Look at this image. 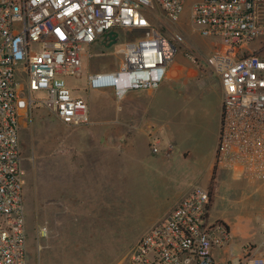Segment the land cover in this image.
<instances>
[{
    "label": "built area",
    "instance_id": "built-area-1",
    "mask_svg": "<svg viewBox=\"0 0 264 264\" xmlns=\"http://www.w3.org/2000/svg\"><path fill=\"white\" fill-rule=\"evenodd\" d=\"M186 6L190 24L214 41L207 63L221 89L215 168L264 182V0H0V264H27L20 120L39 102L65 125L90 124L88 103L71 95L64 77L81 74L84 46L119 40L120 31L137 35L107 46H116L115 68L88 72L87 89H110L117 101L158 89L177 48H189L151 16L160 10L177 22ZM37 91L43 99L31 98ZM209 207V190L192 186L145 229L122 264H264V253L216 260L231 234L210 221ZM45 234L43 226L39 236Z\"/></svg>",
    "mask_w": 264,
    "mask_h": 264
},
{
    "label": "rangeland",
    "instance_id": "rangeland-1",
    "mask_svg": "<svg viewBox=\"0 0 264 264\" xmlns=\"http://www.w3.org/2000/svg\"><path fill=\"white\" fill-rule=\"evenodd\" d=\"M151 19L162 32L168 28L181 34L189 48L179 46L172 59V63H185L189 70L165 79L157 102L146 109L140 107L142 98H148L138 91L127 93L120 103L111 92L96 101L102 97L100 91L86 90V74L98 69V63H117L112 55L116 46L107 47L117 40L115 36L99 40L91 46L92 51L84 46L81 74L64 77L71 95L88 103L92 122L114 116L113 126L108 128L114 152L107 180L94 178L97 183L91 185L76 180L83 164L87 174L97 176L100 172L89 169L95 166L90 157L97 155L93 138L79 132L92 125L74 130L39 102L34 103L19 137L25 170L27 264H122L140 235L157 219L161 206L196 185L209 190L210 221L223 224L231 234L230 256L264 253V182L216 170L213 161L221 94L218 78L207 63L214 41L201 37L190 24L188 6L177 22L160 10ZM136 35L120 31L118 37L121 43ZM101 53L108 56L103 58ZM16 80L23 83L20 74ZM30 95L34 100L44 98L42 91ZM123 117L133 118L127 127L122 124ZM148 118L155 121L157 129L147 137L141 126ZM126 131L135 136L134 150L123 147L128 141ZM157 139L158 151L153 153L151 146ZM66 178L69 184H65ZM43 226L46 234L39 236Z\"/></svg>",
    "mask_w": 264,
    "mask_h": 264
},
{
    "label": "crops",
    "instance_id": "crops-1",
    "mask_svg": "<svg viewBox=\"0 0 264 264\" xmlns=\"http://www.w3.org/2000/svg\"><path fill=\"white\" fill-rule=\"evenodd\" d=\"M92 46V45H91ZM89 46L90 51L93 50V47ZM103 58L108 56L107 53H101ZM175 56V54H174ZM186 62V61H184ZM116 64H111V63H107V62H103V63H98V69L96 70H112L115 68ZM187 70H189V68H187V66L185 65V63H177V62H173L169 69H168V73H167V77L166 79L169 78H175L179 75H181L182 73L186 72ZM193 73L197 74V72H195V70H192ZM160 89V86L158 87V89L154 90V91H138V93L140 95H145V97H147L148 99H145L144 97L142 98V103L141 105H139V102L136 101V103L143 108H147L148 106H150V104L157 102V93ZM87 91H93L90 89H87ZM101 93V99L96 100V101H101L104 94H108L109 92H111L113 94V92L110 89H100L99 90ZM138 95V96H140ZM114 96V95H113ZM125 97V96H124ZM115 98V97H114ZM141 98V97H138ZM116 100V99H115ZM122 101V99L120 101H117V103H120ZM220 102H221V94H220ZM89 107V105H88ZM219 112H220V108H219ZM89 116H90V111H89ZM113 118L114 116H110V118H106L103 120H99V122H92L91 117H90V121L91 123L88 125H80V126H89L92 125V128H89L90 130H85V131H79L82 135V137H84L83 135H89L91 136L93 139V141L95 142V146L93 145V153H96L97 155H95V157L93 156L90 157L91 162L94 161V167L90 166L89 169H91L90 171H92L94 168H96L97 171L100 170V172H98L97 176H94L91 172L90 173H85L84 171V164L82 166V174L79 178H76L77 181H79L78 183L80 185H91V184H95L97 183L96 180H93L94 178H105L107 180L108 175H107V168H108V163H110L111 161H113V152H114V143H113V134L110 131V129H108L110 126V124H112L111 126H113ZM122 124L127 127L128 126V122H131L133 120V118H122ZM26 120L27 119H22L20 120V129H19V137H20V132L22 130V128L26 125ZM102 121V122H101ZM68 126V125H67ZM105 126V127H103ZM130 127L133 128H137V125L132 126L129 125ZM72 127L74 130H76V128H78L79 126H69ZM157 129L155 121H153L151 118L147 119V122L144 123L143 126H141V132L145 135V136H149L150 131L154 132ZM125 135H128L127 139V143L125 146H123L124 148H129V149H133L134 150V134L132 132L126 131ZM20 140V138H19ZM159 140L157 139L156 145L158 148L159 145ZM158 151V150H157ZM170 151V149L166 152L167 153ZM213 161H214V152H213ZM102 169H106V171L103 173L101 172ZM67 180L65 181V184H69L70 182H68V178H66ZM99 183V182H98ZM183 194V193H182ZM182 194H180L179 196H177L175 199H173V201H166L160 209L159 215L157 216V220L162 217L167 211H169L173 205L176 203V201L182 196ZM223 256H221V261L222 262H227L231 259V252L229 249V246L224 247L223 249Z\"/></svg>",
    "mask_w": 264,
    "mask_h": 264
},
{
    "label": "trees",
    "instance_id": "trees-1",
    "mask_svg": "<svg viewBox=\"0 0 264 264\" xmlns=\"http://www.w3.org/2000/svg\"><path fill=\"white\" fill-rule=\"evenodd\" d=\"M118 43H120V40L117 39V40H114V41L110 42L107 45L110 46V45H115V44H118Z\"/></svg>",
    "mask_w": 264,
    "mask_h": 264
}]
</instances>
